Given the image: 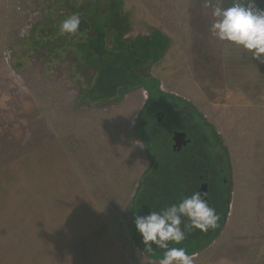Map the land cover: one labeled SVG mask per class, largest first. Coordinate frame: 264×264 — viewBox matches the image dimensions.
<instances>
[{"label": "rangeland", "instance_id": "rangeland-1", "mask_svg": "<svg viewBox=\"0 0 264 264\" xmlns=\"http://www.w3.org/2000/svg\"><path fill=\"white\" fill-rule=\"evenodd\" d=\"M230 1L0 0V264H159L163 250L144 249L134 225L143 216V193L153 205L162 187L147 176L154 150L142 127L156 108L147 83L206 117L230 154L221 223L208 237L186 232L201 236L200 244L186 236L170 246L183 247L193 264H264V114L236 115L229 100L237 88L226 72L231 59L241 66L255 61L212 36L206 6ZM239 2L264 9V0ZM72 14L79 29L62 35L61 22ZM153 36L163 49L126 78L141 82L102 99L103 66L142 59ZM259 67L246 70L247 81L264 80ZM67 184L71 193L62 199ZM48 190L60 195L53 208L59 214L48 217L58 222L49 230L34 199Z\"/></svg>", "mask_w": 264, "mask_h": 264}, {"label": "flooded vegetation", "instance_id": "flooded-vegetation-1", "mask_svg": "<svg viewBox=\"0 0 264 264\" xmlns=\"http://www.w3.org/2000/svg\"><path fill=\"white\" fill-rule=\"evenodd\" d=\"M149 97L151 99V93L148 99ZM172 98V95L155 93L153 102L156 108L146 114L148 116L143 123L144 128L142 127V129L148 132L149 150H154L152 157L154 160L151 159L152 172L147 175L150 178L149 181L157 180V185L161 182L163 186L160 176L163 174L166 180L167 168L168 177L170 169L171 171L176 169L178 189L182 191V199L195 192H201L202 198L215 208L216 213H220L223 207L221 204L224 205L231 192L230 190L228 193L225 189L227 175H229L230 154L228 150L224 151L223 147L218 144L216 135L218 133L205 120L206 117L201 116L198 112L189 111L188 105H183V107L176 105ZM147 103L149 101L145 102L146 105ZM142 112L143 110L138 113L137 121H139ZM155 112H157L156 115ZM163 122L164 126L162 127ZM177 132L185 133V136H178ZM163 134L165 136L161 139L163 141L161 145L158 139ZM229 179L231 181V178ZM219 181H221L220 184H218ZM147 183L146 179L145 184L147 185ZM149 198V193L145 191L140 207L142 215H147L154 208L150 204ZM184 222L188 223L187 218H184ZM220 223L221 217H219L217 225ZM210 231L211 229L203 233L208 237ZM190 235L186 233L187 237H191L190 240L199 239V244L201 243V236Z\"/></svg>", "mask_w": 264, "mask_h": 264}, {"label": "clouds", "instance_id": "clouds-1", "mask_svg": "<svg viewBox=\"0 0 264 264\" xmlns=\"http://www.w3.org/2000/svg\"><path fill=\"white\" fill-rule=\"evenodd\" d=\"M206 6L212 7V36L222 43L242 48L258 65H264V9L253 4L245 5L239 0H233L228 7L219 2ZM80 23L78 15H70L61 22V34H75ZM184 218H187V224H184ZM218 220L215 208L202 198L201 192H195L160 211L150 210L147 215H136L134 225L144 249L163 250L159 264H193V256L183 247L170 245L184 241L190 229L206 233L216 228Z\"/></svg>", "mask_w": 264, "mask_h": 264}, {"label": "trees", "instance_id": "trees-1", "mask_svg": "<svg viewBox=\"0 0 264 264\" xmlns=\"http://www.w3.org/2000/svg\"><path fill=\"white\" fill-rule=\"evenodd\" d=\"M160 38L157 36H153L148 41L146 42V51L143 56V58H139V56L134 57L133 61L134 63L129 64L127 61H124L123 57H120L121 63L116 64V66H103L99 81L101 82L102 85L100 88L97 89L99 95H103V98H106L108 96H113L120 94L121 92L124 91L125 88L131 87L133 83L138 84L141 82V80H135L132 81L129 80L126 82V78L129 76H138L137 69L140 67L144 66L145 64H148L149 62L153 61L155 57L158 56L159 51H161L164 47V42L159 40ZM129 60H131L129 57H127ZM123 59V60H122ZM110 62V61H109ZM145 82V81H142ZM134 84V85H135ZM150 88L153 89L154 93L159 92L158 86L156 85H151L154 83H147ZM122 96V94L119 96V98ZM161 137L158 139L159 142L163 143L161 140L164 138V134L160 135ZM157 138V137H155ZM169 179L164 180L162 183L164 184L159 191L155 188V193L153 194L154 197L151 200H155V203L153 204L154 208H152V211H160L172 204L178 203L182 200V191L178 189V180H177V173L176 169L171 171L170 169V174H169ZM161 183V182H160ZM154 187V185L152 184ZM154 192V190H152ZM151 197V196H150ZM185 224V222H184ZM183 227V225H182Z\"/></svg>", "mask_w": 264, "mask_h": 264}, {"label": "crops", "instance_id": "crops-1", "mask_svg": "<svg viewBox=\"0 0 264 264\" xmlns=\"http://www.w3.org/2000/svg\"><path fill=\"white\" fill-rule=\"evenodd\" d=\"M236 62L237 61L233 62L232 59L230 61H226V64H227L226 65V72L228 73V76H227L228 80L227 81L229 82L230 85L237 88V91L234 92L235 94H237L235 96L236 100L235 99L229 100L231 106L234 107L238 111V114H236V115H248V114L249 115H254V114L261 115V114H264V110L259 111L258 113H251L248 111V109L250 110L251 104H257L259 107L264 108V80H262V79H259V80L250 79L247 81V79L245 78V74H244L246 72V70H248L249 72H253L254 74L257 73L256 71L260 68L258 63L255 61L252 64H250L249 66H244V65L241 66L240 64H238ZM261 66L264 67V65H261ZM232 73L235 74L234 80L231 78ZM240 89H243V91H244L243 96L240 95ZM256 93H258L260 96L256 97V95H255ZM250 94H251V96H250ZM252 94H254V97L252 96ZM261 94H263V96H261ZM66 171L68 172V167H67ZM70 172L73 173V171H71V170H70ZM55 175H56V170H54V175H52V176H55ZM52 180H53V178H52ZM55 183L57 185L58 180H56ZM70 191L71 190H69V187L67 184V191H65L63 193L62 199L64 198V195H66V196L69 195ZM35 194H36V197L34 199L38 202L36 208L39 209V213L41 216V218H39V220L42 221V217H44V216L47 218L48 217H57L56 215L59 213H58V211H56V213H55L53 208L58 207V204H59L58 200L60 199V195L58 193H56L54 196H52V191H50V190L42 191V192L41 191L35 192ZM42 194L45 196H42ZM56 196H59V197H56ZM72 199H74L73 186H72ZM15 208L18 209V206ZM15 208L13 211H15ZM86 212H87V209H86ZM98 214L100 215V211ZM84 216H87V213H84ZM54 222H55V218H53V219L48 218V222L45 223V229H47V228H48V230L53 229L54 228L53 224L55 225L58 221L56 220V222L55 223ZM24 227L25 226H23V228H21V229L24 230ZM26 230H28V228H26ZM220 264H230V263L229 262H223Z\"/></svg>", "mask_w": 264, "mask_h": 264}, {"label": "water", "instance_id": "water-1", "mask_svg": "<svg viewBox=\"0 0 264 264\" xmlns=\"http://www.w3.org/2000/svg\"><path fill=\"white\" fill-rule=\"evenodd\" d=\"M176 134H177L178 136H183V137L185 136V133H182V132H177Z\"/></svg>", "mask_w": 264, "mask_h": 264}]
</instances>
